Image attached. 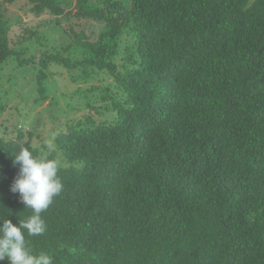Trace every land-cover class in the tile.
<instances>
[{
  "label": "trees",
  "instance_id": "16d2710c",
  "mask_svg": "<svg viewBox=\"0 0 264 264\" xmlns=\"http://www.w3.org/2000/svg\"><path fill=\"white\" fill-rule=\"evenodd\" d=\"M13 2L0 0V66L29 63L17 49L63 18L100 29L40 55L36 101L49 64L80 68L85 112L52 146L0 137V220L33 214L9 190L24 145L64 185L45 233H25L53 264H264V0H28L50 14L31 26L6 16ZM89 68L108 77L90 83Z\"/></svg>",
  "mask_w": 264,
  "mask_h": 264
},
{
  "label": "rangeland",
  "instance_id": "374dc122",
  "mask_svg": "<svg viewBox=\"0 0 264 264\" xmlns=\"http://www.w3.org/2000/svg\"><path fill=\"white\" fill-rule=\"evenodd\" d=\"M252 1V0H251ZM6 16L10 19L21 17L24 23H35L50 17L43 12L36 15L30 11L28 0H15L6 5ZM20 27L14 26L10 38L15 40L20 33ZM100 29V23L93 19H64L59 28L43 30L47 35L41 44L27 42L17 50L22 49L23 59L31 61L18 66V62L12 58L0 66V103H5V109L0 111V137L12 138L17 134L16 127L27 137L31 134L32 144L52 146V139L59 132L64 131L71 121L85 112L87 98L80 97L76 90L85 84L71 80L73 75H78L80 68L67 69L54 63L49 64L44 72L47 100L38 99L34 74L39 68V57L45 51H49L54 45L62 48L72 41L73 33L83 32L89 40L96 39ZM19 32V33H18ZM30 43V44H29ZM90 83L96 80H104L108 76L105 71L89 68ZM100 118L101 115L96 116Z\"/></svg>",
  "mask_w": 264,
  "mask_h": 264
},
{
  "label": "clouds",
  "instance_id": "9594fccd",
  "mask_svg": "<svg viewBox=\"0 0 264 264\" xmlns=\"http://www.w3.org/2000/svg\"><path fill=\"white\" fill-rule=\"evenodd\" d=\"M10 158L12 166L18 168V171L9 190L14 195L18 194L19 202L25 209H31L33 214L18 225L9 219L0 220V262L7 259L9 264H53L49 254H34L30 250L25 233L35 237L46 231L41 214L64 188L58 175V161L46 157L37 158L24 145Z\"/></svg>",
  "mask_w": 264,
  "mask_h": 264
}]
</instances>
